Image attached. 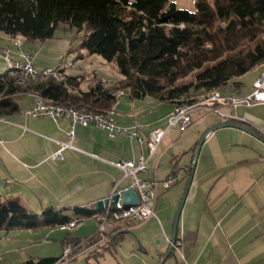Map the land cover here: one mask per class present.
<instances>
[{"label": "crops", "instance_id": "crops-1", "mask_svg": "<svg viewBox=\"0 0 264 264\" xmlns=\"http://www.w3.org/2000/svg\"><path fill=\"white\" fill-rule=\"evenodd\" d=\"M240 93L238 89L236 94ZM26 96L28 101L18 102L20 111L11 116L13 125L17 126L10 128L15 127L21 132L8 133L10 128L5 127V133L0 136V162L3 164L0 197L4 200H15L26 206L36 199L43 203L44 195L48 196L49 191L58 199L62 195L58 190L66 188V199L76 200V207L92 208L98 200L109 197L116 184L118 189H125L132 183L133 179L123 178L124 173L111 162L134 159L138 163L142 155L147 159V169L138 177L155 183L156 216L127 227L130 234H124L112 251H106L119 264H159L167 252L166 238L172 236L175 215L190 174L188 168L195 148L208 129L220 123L240 124L264 137V104L227 107L213 103L233 118L224 120L206 109L195 110L191 114L190 127L184 132L176 127L175 130L173 127L168 129L151 156L146 143L139 146L127 134L112 138L104 129L77 124L71 142L76 149L66 148L62 151V159H53L52 156L61 149V143L69 142L67 134L71 122L66 119L55 121L51 117L35 119L23 114L33 106L31 96ZM121 99L113 107L117 126L138 129L139 135L145 138L153 130L167 128L168 118L174 110L171 103L155 100L145 108L141 103ZM15 147L19 149L15 150ZM171 176L176 178L175 183L164 188L162 181ZM160 198L165 201L159 209V202L163 200ZM51 235L49 231L17 230L1 235L0 242L21 241L22 244H18L20 250L35 248L41 253L58 255L59 250L49 239L47 243L37 242ZM62 240L59 245L63 253ZM177 241L181 244L179 251L183 257L176 255L177 261L169 258L164 264H264L262 142L233 127L217 129L208 135L181 212ZM91 247L83 253L96 248ZM104 253L96 252V257Z\"/></svg>", "mask_w": 264, "mask_h": 264}, {"label": "trees", "instance_id": "trees-1", "mask_svg": "<svg viewBox=\"0 0 264 264\" xmlns=\"http://www.w3.org/2000/svg\"><path fill=\"white\" fill-rule=\"evenodd\" d=\"M195 5L189 11L169 0H0V32L12 40L44 41L67 23L86 31L82 49L115 62L122 76L107 85L99 80L83 91L80 77H41L19 84V73L7 70L0 75V119L18 113V99L30 94L88 113L113 110L124 96L131 101L153 97L175 108L205 102L217 91L231 95L233 78L264 63V0H196ZM238 87L235 83L232 90L236 93ZM121 91L124 95L117 97ZM14 203L0 197V232L53 229L97 213L82 206L70 209L71 215L65 214L66 208L53 207L40 215L10 213L7 209H15ZM121 230L127 228L108 229L103 241L98 232L84 239L67 232L60 257L20 264H60L71 255L77 259L89 246L102 249L99 253L112 251L110 240ZM123 235L115 238L114 247ZM68 247L71 252L64 256Z\"/></svg>", "mask_w": 264, "mask_h": 264}, {"label": "rangeland", "instance_id": "rangeland-1", "mask_svg": "<svg viewBox=\"0 0 264 264\" xmlns=\"http://www.w3.org/2000/svg\"><path fill=\"white\" fill-rule=\"evenodd\" d=\"M170 3H173L177 9H185L189 11H194L196 9L195 2L196 0H169ZM86 31H79L76 28H71L67 23H61L59 27L56 29L55 34L52 38L44 40V41H32L27 42L23 41L22 47L19 49L15 47L14 40H12L8 35L0 32V49L10 50L12 52L20 51L25 53L33 58V64L35 68L39 71L48 69V70H57L59 73V79L64 80L67 77H80L83 81L81 84V89L86 91L89 89L91 85L102 81L104 85L110 84L112 82L118 81L121 79V74L119 73L115 62L107 61L102 58L98 54H90L85 49L81 48L82 41L84 39ZM7 63L0 56V75L5 74L7 72ZM264 70V63L257 65L255 68L250 70L249 72L235 77L230 82V88L228 89V93L236 94L232 87L235 83L240 84V87L237 89L240 90V94H236V96H241L245 93H251L253 89V83L260 76L262 71ZM191 80V78L189 79ZM28 97H20L18 102L22 104L23 100L28 101ZM121 101H131L127 99L126 96L122 97ZM151 101H155L153 97H147L145 100L137 101V103H141L145 108L149 107ZM146 111V110H145ZM13 119L10 117H5L0 119V136L4 134L5 127L10 128L13 125ZM92 127V126H91ZM177 128V127H176ZM16 129V130H13ZM175 130V127L172 128ZM171 129V130H172ZM178 131V129H176ZM8 133L17 134L20 133L21 130L13 127L10 128ZM1 139V137H0ZM19 149V147H15V150ZM3 170V164L0 162V172ZM4 186V185H3ZM173 188L169 190V193L172 192ZM35 192H40L39 190H34ZM41 191H44L41 188ZM62 195L55 199L50 195V191L47 195H44V201L41 203L38 199L30 202L29 205H21V203H15V210L18 212H26L34 213L40 215L41 212L49 207L53 208H66L65 214L71 215L70 209L76 207L77 201H73L71 198L66 199L68 197L67 189L58 190ZM13 192V191H12ZM70 194V192H69ZM163 199V198H160ZM165 199L159 202L158 208L163 206ZM41 218V216H40ZM77 229H73L69 232V235L74 238H87L93 236L97 232V225L91 221L87 220L84 224L77 226ZM49 231L53 235L51 237L43 238L38 243H47V239L53 242L54 247L59 250L58 255H51L52 253H41L38 249L24 250L18 249V244H22L19 242L9 241H1L0 242V264H20L25 262L32 257H58L62 253V248L59 245V241L64 239L66 236V231L59 230L58 228H45L35 231L36 233H43ZM6 232L1 231L0 236L4 235ZM125 237H128L126 235ZM140 245V244H139ZM15 249V250H11ZM96 251L100 252L101 250H93L90 253H82L78 254L77 259H73L74 255H71L66 258V260L62 264H119L118 261L114 260V256L105 252L104 255L96 257ZM33 254V255H32ZM176 255L179 254L176 252ZM122 263V262H121ZM123 264V263H122Z\"/></svg>", "mask_w": 264, "mask_h": 264}, {"label": "built area", "instance_id": "built-area-1", "mask_svg": "<svg viewBox=\"0 0 264 264\" xmlns=\"http://www.w3.org/2000/svg\"><path fill=\"white\" fill-rule=\"evenodd\" d=\"M15 47L21 48L22 45L16 44ZM0 56L6 61L7 64L18 63V66L21 70L23 76L33 77V73L37 72H47L51 73L54 76L55 70H42L39 71L35 68L33 64V58L25 53H22L17 50V52H12L6 49H0ZM122 94L121 96H123ZM120 97V96H119ZM221 103L222 106L227 107H239L245 106L250 107L254 105L264 104V72L253 83V89L250 94L244 97H239L236 95L223 94L220 91L218 93L211 94L205 102H198L194 105H179L174 108L172 113L168 118V125L166 129H157L149 133L148 138L142 137L138 133V129H130L126 127L117 126L114 116L110 120H105V122H92V118H75L71 114H57L48 112L47 105L41 104L38 100V97L33 98L32 109L23 114L30 115L31 117L43 118L51 117L53 120L57 121L59 119H66L71 122V129L68 132L69 142L61 143V149L57 151L52 158L53 159H62V151L66 148L76 149L71 144L72 140L75 137L74 127L79 124L82 127H97L106 130L109 133L110 137H116L118 135L127 134L131 139L135 140L139 146L147 144L149 150V156L153 155L161 141L163 140L168 129L172 127H177L179 131L184 132L192 124L191 114L195 110L206 109L209 112L220 115L224 120H230L233 116L223 113L219 106H208L212 103ZM111 165L120 169L124 173L123 178L131 177L132 183L130 187H135L136 193L138 196V204L133 205V208H140V216L138 218H130L129 212H119L116 211V205H111L112 197L115 194H120L123 189H118V184L113 188V191L107 199L108 203L105 205L106 214H98L90 218L89 220L93 221L97 225V232L101 235V241L105 240L106 237L104 233L112 227L127 228L135 225L142 224L149 219L156 216V190L155 183H150L145 180H142L138 177V174L145 172L147 169V159L142 155L140 161L136 163L134 159L122 160L119 162H111ZM176 181V178L169 177L166 180L162 181L164 188L171 187ZM126 189V188H125ZM122 203L121 200H118L116 204ZM86 222L84 219H75L72 222L62 224L58 227L59 230L70 232L73 229H76L77 226L82 225ZM168 245L171 243L170 238H166ZM180 242L176 241L174 247L178 254H181L179 251ZM71 252L70 247H68L64 253V256H68ZM183 257V255L181 254Z\"/></svg>", "mask_w": 264, "mask_h": 264}, {"label": "water", "instance_id": "water-1", "mask_svg": "<svg viewBox=\"0 0 264 264\" xmlns=\"http://www.w3.org/2000/svg\"><path fill=\"white\" fill-rule=\"evenodd\" d=\"M226 127H233V128L242 130V131L250 134L255 139L259 140L260 142H262L264 144V137H262L257 132L251 130L250 128H248L244 125H240V124H232V123L216 124V125L212 126L210 129H208L202 135V137H201V139H200V141H199V143L195 149L194 157H193L192 164L190 167V174L188 177V181H187L183 196L181 198V201L179 203V206H178V209H177V212L175 215L174 224H173V232H172V236H171V243L168 245L167 252L163 256V258L160 260L159 264H164L169 258L173 259L174 261H177L176 260V250H175L174 245L177 241V230H178L179 219H180L181 212H182L183 206L185 204V200L187 198V195H188V192H189V189H190V186H191L194 174H195V169L197 166L201 147H202L204 141L206 140V138L208 137L209 134H211L213 131H215L217 129L226 128ZM118 200H121V202L124 205H137L138 204V196H137L135 187H129V188L123 189L120 194H115L112 197L111 205L115 206ZM108 201L109 200L107 198L98 200L96 202V204L92 207L93 211H96V212L102 211L104 209L105 205L108 203ZM4 209H7L6 206L4 207ZM7 210L10 213H13L16 211L13 208H9ZM121 234H130V232H129V230H121V231L117 232L116 234H114L110 240V245L113 247V249L115 248L113 245L115 238ZM138 247H139V250L142 251L139 243H138Z\"/></svg>", "mask_w": 264, "mask_h": 264}, {"label": "bare ground", "instance_id": "bare-ground-1", "mask_svg": "<svg viewBox=\"0 0 264 264\" xmlns=\"http://www.w3.org/2000/svg\"><path fill=\"white\" fill-rule=\"evenodd\" d=\"M14 42H16V44L23 45V41L21 39H15ZM7 66H8L7 70L10 73H19V76L17 78V82L19 84H25L28 83L29 81H33L41 77L59 79V74L56 70L54 72V76H52L51 73H47V72H37V73H33V77H29V76H23L21 74V70L18 66V63L7 64ZM262 72H264V70ZM215 93H218V91ZM122 94H124V92L121 91L116 93V96L119 97ZM30 96L32 99L38 97V100L41 104L47 105L48 112L50 113L71 114L75 116V118H92V122H105V120H110L114 114V110L106 111L104 113L82 112L71 107H64L57 105L56 103L48 101L47 99H45L44 97L38 94H30ZM116 211L119 212L130 211V218H138L140 216V208H133V205H124L123 203L116 204ZM98 214H106V207H104L102 211H98L97 213H95L93 216ZM93 216L91 218H93Z\"/></svg>", "mask_w": 264, "mask_h": 264}]
</instances>
